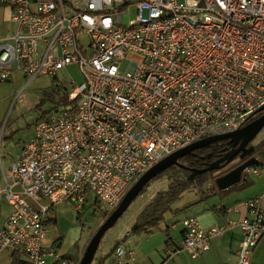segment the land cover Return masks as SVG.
<instances>
[{"label": "built area", "instance_id": "1", "mask_svg": "<svg viewBox=\"0 0 264 264\" xmlns=\"http://www.w3.org/2000/svg\"><path fill=\"white\" fill-rule=\"evenodd\" d=\"M131 6L137 17L126 22ZM13 33L0 40V83L20 70L27 84L78 65L66 104L36 124L9 171L0 156V207H13L0 229L3 264H74L46 244L52 208L94 201L107 212L152 166L208 136L235 131L264 106V0H0ZM147 12V15H145ZM88 37V43L82 36ZM129 61L126 70L121 63ZM258 173L256 167L246 169ZM46 201L47 203H44ZM238 264H251L264 241L262 196L245 202ZM181 251L198 258L228 226L182 221ZM124 239L110 264L136 263Z\"/></svg>", "mask_w": 264, "mask_h": 264}, {"label": "rangeland", "instance_id": "2", "mask_svg": "<svg viewBox=\"0 0 264 264\" xmlns=\"http://www.w3.org/2000/svg\"><path fill=\"white\" fill-rule=\"evenodd\" d=\"M147 15V12H145ZM7 16V15H6ZM137 17V7L131 6L126 15V22ZM16 23L5 17L3 10H0V37L12 34ZM82 41L87 44L88 37L82 36ZM129 61L124 60L121 63V69L126 70ZM57 79L61 86L57 85V80L50 75H41L27 84L22 77L20 70H14L10 80L0 83V156L3 165L9 171L11 164L15 161L18 154L22 151L26 142L35 134L36 124L47 115L54 113L57 109H62L66 104V94L72 90L71 83L76 81L80 84L83 81L82 73L76 64L69 65L57 74ZM264 139V128L252 141L255 145ZM238 159L233 160L229 165L236 163ZM169 175L156 176L144 191L132 202L125 213L119 218L116 224L109 228L103 235L94 260L91 264H110L114 259V247L124 239V235L129 231L130 234L124 240L128 248L135 251L138 263H160L164 257L165 249H161V235L152 237L151 232L133 231L138 214L149 202H151L157 192L166 190L170 184ZM213 179H209L202 185L195 183L192 188L186 190L172 207H184L187 202L195 200L203 192L213 187ZM92 204H88L80 211L74 204L63 202L54 208L52 213L54 217L48 224L46 244L51 246L55 241H60L58 251L63 257L73 260L78 264L84 254L92 236L95 234L101 223L105 219L107 208L104 202L94 201L92 195ZM44 203H47L44 201ZM190 205H188L189 207ZM188 207L175 211H168L165 219L160 222L158 228H165V222L172 219L181 220L184 217L191 216ZM10 209L8 203H4L0 216L7 214ZM171 224V223H170ZM158 229H153V233ZM4 252L0 255V263H10L11 260ZM55 259L50 258L49 264H54Z\"/></svg>", "mask_w": 264, "mask_h": 264}, {"label": "crops", "instance_id": "3", "mask_svg": "<svg viewBox=\"0 0 264 264\" xmlns=\"http://www.w3.org/2000/svg\"><path fill=\"white\" fill-rule=\"evenodd\" d=\"M3 10L5 17L11 20V9L9 7H0ZM7 15V16H6ZM12 21V20H11ZM11 34L0 37L1 39L8 38ZM23 77V76H22ZM20 154V153H19ZM18 154V155H19ZM18 157V156H17ZM17 159V158H16ZM15 159V160H16ZM3 162V160H2ZM4 166V165H3ZM256 167L258 173H248L245 170V175L252 183L245 188L235 187L226 192H212L211 188L208 191L203 192L201 196L195 198V200L187 202L184 207L178 206L176 208L171 207V211L174 209L180 210L188 207L191 212V216L196 217L203 228L209 229L213 226H228L229 221H239L243 217L248 215V210L245 202L256 196H262V205L264 207V166H251ZM6 169V168H5ZM233 186V185H232ZM230 188V187H229ZM228 189V188H227ZM223 190V189H221ZM10 205V209L7 214L0 216V229H2L9 215L12 213L14 207L5 199L1 202L0 212L4 203ZM187 218L184 217L181 220L172 219L170 222H165V228L154 227L150 231L149 235L152 237L161 235V249H165L167 245L175 246L183 238V226L182 221ZM171 223V224H170ZM153 229H158L157 232H152ZM242 240V231L238 226H228L222 234L213 238L211 248L202 253L198 258H192L186 251H181L175 259L174 264H238L239 255L238 250L240 241ZM9 252V251H8ZM7 253V252H6ZM10 253V252H9ZM11 261L13 257L11 253L7 255ZM136 258V255H135ZM136 258L135 262L138 263ZM163 256L160 259L162 262ZM2 264V263H0ZM158 264V263H156ZM251 264H264V241L261 242L256 248Z\"/></svg>", "mask_w": 264, "mask_h": 264}, {"label": "water", "instance_id": "4", "mask_svg": "<svg viewBox=\"0 0 264 264\" xmlns=\"http://www.w3.org/2000/svg\"><path fill=\"white\" fill-rule=\"evenodd\" d=\"M259 116L247 123L246 125L240 127L239 129L223 133L208 136L199 141H196L180 150L173 152L172 154L166 156L164 159L152 166L145 174H143L135 184L128 190L124 198L114 209L111 214L101 223L100 227L97 229L95 234L92 236L87 248L84 251L78 264H91L94 260L98 247L100 245L101 239L106 231L113 227L119 218L125 213L132 202L140 195L142 190L151 182L156 176L167 170L173 165H182L180 159L187 154L194 152L203 146L209 145L214 142H219L223 140H229L226 146L225 153L223 156L217 160L209 163L203 169L191 168V174L189 179L193 180L197 175L205 173L207 171L219 170L221 167L230 164L237 156L243 158L245 155L249 154L253 145L248 147V145L256 138L260 131L264 128V106L258 111ZM259 160L256 157L250 158L246 162L242 163L238 167L234 168L230 172L222 175L216 179V184L219 189H227L232 185L237 184L241 181L242 177L245 175V170ZM185 166V165H182ZM96 201V200H95Z\"/></svg>", "mask_w": 264, "mask_h": 264}, {"label": "trees", "instance_id": "5", "mask_svg": "<svg viewBox=\"0 0 264 264\" xmlns=\"http://www.w3.org/2000/svg\"><path fill=\"white\" fill-rule=\"evenodd\" d=\"M228 142L229 140H223L196 149L194 152H191L180 159L181 164L185 166L173 165L161 174H159L169 175L171 182L166 190L157 192L155 198L146 206H144V208L140 211L136 223L133 227V231H150L152 228L157 227L160 222L165 219L166 213L170 211L172 204L177 199H179L186 190L192 188L196 182L202 185L203 183L212 178L214 181V185L211 188V191L215 193H223L235 187L245 188L246 186L250 185L252 181L248 179L247 176H243L241 181L237 184L231 186L228 189L221 190L216 184V179L222 175H225L226 173L230 172L234 168L238 167L239 165L253 157H256L259 160L253 166H264V139L255 145H253L251 142L248 147L253 145L252 151L249 154L245 155L243 158H240V156L236 157L235 159H238L236 163L232 165H225L219 170L207 171L205 173L199 174L193 180L189 179V175L191 174V168L203 169L209 163H212L213 161L223 156L225 153L224 149L228 145ZM149 183L147 184V186H149ZM144 189L142 190V192L144 191ZM110 214L111 212L106 213L105 219ZM118 244L119 242L116 243V246ZM116 246L113 250H115ZM77 262H79V260Z\"/></svg>", "mask_w": 264, "mask_h": 264}, {"label": "flooded vegetation", "instance_id": "6", "mask_svg": "<svg viewBox=\"0 0 264 264\" xmlns=\"http://www.w3.org/2000/svg\"><path fill=\"white\" fill-rule=\"evenodd\" d=\"M238 157V156H237Z\"/></svg>", "mask_w": 264, "mask_h": 264}]
</instances>
